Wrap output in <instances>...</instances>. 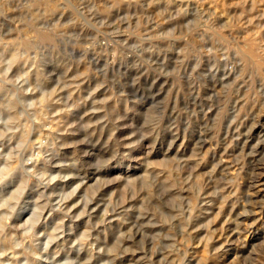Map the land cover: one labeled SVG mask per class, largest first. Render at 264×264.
<instances>
[{
	"label": "rangeland",
	"instance_id": "374dc122",
	"mask_svg": "<svg viewBox=\"0 0 264 264\" xmlns=\"http://www.w3.org/2000/svg\"><path fill=\"white\" fill-rule=\"evenodd\" d=\"M263 82L264 0H0V264H264Z\"/></svg>",
	"mask_w": 264,
	"mask_h": 264
},
{
	"label": "bare ground",
	"instance_id": "6f19581e",
	"mask_svg": "<svg viewBox=\"0 0 264 264\" xmlns=\"http://www.w3.org/2000/svg\"><path fill=\"white\" fill-rule=\"evenodd\" d=\"M204 25V24H203ZM202 43H203V41H202ZM251 43V42H250ZM205 44V43H204ZM203 44V45H204ZM253 45V44H252ZM254 46V45H253ZM222 49V48H221ZM246 50V49H245ZM247 52V51H246ZM243 53V52H242ZM248 53V52H247ZM244 54H246V53H244ZM241 55V54H240ZM247 55V54H246ZM222 56V55H221ZM242 56V55H241ZM249 56V55H248ZM251 56V55H250ZM247 57V56H246ZM255 57V56H254ZM253 56L252 57H250L252 60H253V58H254ZM228 59V58H227ZM231 60V59H230ZM213 61V60H212ZM246 62V61H245ZM254 62V61H253ZM256 63V62H255ZM205 64V63H204ZM248 64H250V63H248ZM258 66H260L258 63H256ZM213 63H212V66H210L211 67V71H215V70H212V67H213ZM252 65V64H251ZM255 65V64H254ZM216 66V65H215ZM205 67V66H204ZM256 67V66H255ZM251 68H252V66H251ZM258 68V67H257ZM260 68V67H259ZM219 69V68H218ZM216 70H217V67H216ZM224 70V69H223ZM254 70V69H253ZM200 71V70H199ZM238 71H240V70H238ZM215 73V72H214ZM220 73V72H219ZM218 73V74H219ZM222 73V72H221ZM257 73V72H256ZM217 74V75H218ZM238 74V73H237ZM208 75H209V73H208ZM210 75H213V74H210ZM217 75H213L212 77H214V76H217ZM222 75V74H221ZM224 75H225V72H224ZM226 76H228V74L226 75ZM204 77V76H203ZM218 77V76H217ZM247 77V76H246ZM216 78V77H215ZM218 78H220V77H218ZM223 79H224V77H223ZM212 80H214V79H212ZM215 82H217L218 80L216 79V80H214ZM224 82V81H223ZM261 82V81H260ZM210 83V82H209ZM213 83V82H212ZM264 83V82H263ZM261 84H262V82H261ZM205 87V86H204ZM207 87V86H206ZM259 87V86H258ZM214 88V87H213ZM243 89V88H242ZM206 90V89H205ZM203 91V90H202ZM209 92V91H208ZM260 92V91H259ZM242 93V92H241ZM222 95V94H221ZM237 97V96H236ZM208 98V97H207ZM259 98V97H258ZM254 100V99H253ZM236 104H237V102H236ZM233 105H235V104H233ZM211 107V106H210ZM236 107V106H235ZM234 107V108H235ZM233 108V107H232ZM237 110V109H236ZM233 111H235V110H233ZM238 111V110H237ZM233 113V112H232ZM236 114V111H235V113H234V115ZM240 115V114H239ZM209 116V115H208ZM232 116H233V114H232ZM245 116V115H244ZM247 116H250V115H247ZM219 117V116H218ZM234 117V116H233ZM235 118V117H234ZM241 118V117H240ZM238 120H239V118H238ZM247 120V119H246ZM249 120V119H248ZM231 121V120H230ZM242 122H243V120H242ZM246 122V121H245ZM212 123V122H211ZM235 123V122H234ZM233 123V124H234ZM231 124V123H230ZM237 125V124H236ZM240 125V124H239ZM243 125H244V123H243ZM248 126V125H247ZM246 127V126H245ZM233 128V127H232ZM226 129H228V128H226ZM236 129V128H235ZM234 130V129H233ZM239 130V129H238ZM243 130V129H242ZM255 130V129H254ZM229 131H230V129H229ZM244 131V130H243ZM220 132V131H219ZM238 132V131H237ZM247 132V131H246ZM258 132V131H257ZM261 132V131H260ZM228 133H230V132H228ZM233 133V132H232ZM227 134V133H226ZM235 134H237L236 132H235ZM240 134V133H239ZM260 134V133H259ZM230 135V134H229ZM202 136V135H201ZM230 136H232V135H230ZM237 136H238V134H237ZM243 136V135H242ZM245 138V137H244ZM248 138V137H247ZM246 138V139H247ZM253 138H255V137H253ZM172 139V138H171ZM250 139V138H249ZM259 139V138H258ZM202 140V139H201ZM240 140V139H239ZM244 140V139H243ZM198 142V141H197ZM201 142V141H200ZM239 142V141H238ZM241 142V141H240ZM244 142V141H243ZM245 143V142H244ZM203 144V143H202ZM205 144V143H204ZM203 144V145H204ZM238 144V143H237ZM260 144V143H259ZM262 144V143H261ZM201 145V144H200ZM247 145V144H246ZM202 146V145H201ZM206 146V145H205ZM262 146V145H261ZM201 148V147H200ZM203 149V148H202ZM262 150V149H261ZM202 152V151H201ZM261 154V153H260ZM213 155V154H212ZM262 155V154H261ZM233 156V155H232ZM231 156V157H232ZM255 159V158H254ZM253 159V160H254ZM36 161V160H35ZM225 165V164H224ZM180 169V168H179ZM218 169V168H217ZM260 169V168H259ZM255 180V179H254ZM202 203V202H201ZM252 205V204H251ZM226 226V225H225ZM224 226V227H225Z\"/></svg>",
	"mask_w": 264,
	"mask_h": 264
}]
</instances>
